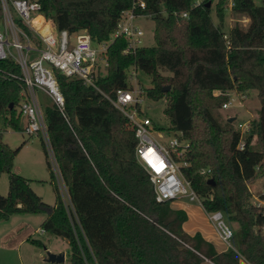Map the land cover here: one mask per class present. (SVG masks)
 I'll use <instances>...</instances> for the list:
<instances>
[{"label": "trees", "instance_id": "1", "mask_svg": "<svg viewBox=\"0 0 264 264\" xmlns=\"http://www.w3.org/2000/svg\"><path fill=\"white\" fill-rule=\"evenodd\" d=\"M42 14L58 31L86 30L94 43L107 41L122 11L134 0H38ZM225 0L192 6V0H144L154 21V44L122 54V37L108 44L105 74L96 86L113 97L126 88L125 69L131 65L148 74L144 95L166 98L163 113L168 126L188 142L181 168L206 212L221 211L235 222L231 247L216 252L199 233L182 230L183 210L170 201L157 202L145 169L135 158L136 139L125 116L99 91L81 80L55 71L64 108L44 107L49 142L68 203L61 195L50 161L47 169L55 193L48 204L29 180L13 171L22 145L12 149L0 129V176H8V192L0 194V221L13 214H44L40 228L67 240L69 264H264V207L251 201L248 183L263 177L264 184V0H234L232 11L247 17L246 26L224 25ZM210 5L207 6V3ZM187 12L186 18L180 13ZM2 10L0 5V19ZM227 34L224 39L223 35ZM167 73V75L163 73ZM169 86V90H163ZM24 84L19 66L0 60V119L4 128L21 131L18 106ZM256 90L261 100L250 131L223 125L213 108L229 100V93ZM214 90L220 94L213 96ZM244 149L238 150L240 140ZM253 141L257 148L252 147ZM41 146L46 158L43 141ZM209 169L207 174L201 170ZM213 183H208V179ZM259 198H264V194ZM29 241L37 246L36 239Z\"/></svg>", "mask_w": 264, "mask_h": 264}, {"label": "built area", "instance_id": "2", "mask_svg": "<svg viewBox=\"0 0 264 264\" xmlns=\"http://www.w3.org/2000/svg\"><path fill=\"white\" fill-rule=\"evenodd\" d=\"M203 1L192 0V6L200 5ZM0 5V60L15 62L19 66L24 84L22 100L18 106L19 115L24 122L21 131L27 136L40 137L56 169L44 109L36 96V91L44 93L51 100V105L63 112L64 101L55 71L95 88L125 116L136 139L135 158L147 172L157 202L179 198L199 200L181 171L187 165L184 158L188 142L182 138L180 132L156 129L150 117L143 113V106L148 98L144 95V89L134 86L141 72L138 67L131 65L125 69L128 85L126 88L117 89L113 97L101 91L95 83L99 74L106 73L108 62L104 54L108 44L114 39H125L126 45L122 49L124 55L132 54L140 47L150 46L144 44L145 31L137 21L139 18H150V14L141 12L146 7L144 0H134L129 9L122 11L115 31L107 41L100 43H94L86 30L74 33L58 31L52 21L42 14L38 0H0ZM233 5L234 0H226L225 10L232 11ZM179 15L186 18L187 12ZM223 38H227L226 33ZM262 48L264 50V44ZM98 67L103 72H98ZM231 101L232 98H229L221 107L229 108ZM235 128L242 137L250 131V121L237 122ZM237 149H244L242 139ZM208 172L209 169L201 170V174ZM256 199L258 202L253 203L264 207L260 202L262 199ZM64 201L68 203V199ZM207 217L219 238L231 247L233 231L224 214L221 211L207 212ZM259 230L264 236V224Z\"/></svg>", "mask_w": 264, "mask_h": 264}, {"label": "rangeland", "instance_id": "3", "mask_svg": "<svg viewBox=\"0 0 264 264\" xmlns=\"http://www.w3.org/2000/svg\"><path fill=\"white\" fill-rule=\"evenodd\" d=\"M219 0H212V17L214 22H217L216 17L214 16L215 3ZM226 2V0L224 1ZM224 17V25L227 30L229 26H232L234 23H238L241 26H246L248 19L245 15L235 13L233 11L225 10ZM139 25L145 31L144 44L145 45H153L154 37V21L151 17L147 18H139ZM2 23V19L0 20ZM71 41H74L72 39ZM101 62H99V65ZM98 72H103L98 67ZM167 75V73H163ZM151 78L148 74L143 72L139 73L137 84L134 83V86H138L141 89L146 87H150ZM220 94V91L214 90L212 92L213 96H217ZM245 95L246 97H242ZM36 96L39 100L41 108L44 109L46 105H51V100L44 93L40 91H36ZM229 98H232L231 105L227 109H223L221 106L213 108V114L218 119V121L226 125L230 124L233 128H235L237 122L252 120L257 118L258 109L261 105V100L257 95L256 90H248L243 93H235L234 91L230 92ZM167 102L166 98H162L158 101H152L150 99H146L145 104L143 106V113H146L154 126H168V118L163 113V108L165 107ZM233 117L234 120L229 122L228 119ZM22 121V120H21ZM22 121V125H23ZM0 129L2 130L3 140L4 142L15 149L19 147L23 142V146L20 148L16 156L13 160V171L22 175L23 177H27L28 179H32L30 187L34 189L39 195H42V200L48 204H53L55 200L54 191L52 185L50 183V175L47 170V161H50L52 167L55 168V164L49 158H46L44 151L41 146V139L39 136H27L22 131H15L11 128H4L2 120L0 119ZM253 148H257V144L253 141ZM60 181V180H59ZM60 190L61 195H65L66 188L63 183L60 181ZM263 177L260 176L257 179L248 183V189L252 195L251 201L258 202L257 197L264 194L263 191ZM34 191V192H35ZM8 192V176L6 173H2L0 176V194L6 195ZM35 192V193H36ZM66 200V197H64ZM203 216L207 218L205 213L202 211ZM26 218V223L29 225L27 229L28 236L31 239L39 240L43 243V246H37L30 241L24 242L23 244L16 246L19 238L22 235L23 227L17 233H11L7 237H2L0 239V264H54L48 261L43 260V257L48 256V252L55 251L64 255L65 260L69 258L70 247L66 239L50 234L48 232H44L43 234L40 232L41 228V218L44 217L43 214H28ZM15 218V217H14ZM21 218V217H16ZM209 221V220H208ZM228 223V222H227ZM228 225L233 227L231 222ZM235 225V224H234ZM234 228V227H233ZM37 229V231L35 230ZM1 235V233H0ZM11 241L10 249H6L7 242ZM45 246V250L44 247ZM51 253V252H50Z\"/></svg>", "mask_w": 264, "mask_h": 264}, {"label": "crops", "instance_id": "4", "mask_svg": "<svg viewBox=\"0 0 264 264\" xmlns=\"http://www.w3.org/2000/svg\"><path fill=\"white\" fill-rule=\"evenodd\" d=\"M8 146H9V144H8ZM51 167H52V165H51ZM52 170H53L54 175H55V181H56L57 185L59 186V189H61L60 184H59V182L61 181L59 173H58L57 169H54L53 167H52ZM25 178H27V177H25ZM28 180H29V184H31L32 179H28ZM60 192H61V190H60ZM54 195H55V193H54ZM65 195L66 196H63V199L65 200L64 197H66V200H67L68 196H67L66 190H65ZM39 196L41 198H43L42 195H39ZM261 199L262 200L260 202L264 206V198H261ZM54 202H55V200H54ZM170 207L173 209H177V210H183L185 212L186 220L182 224V230L186 234L194 235L195 233H199L205 241L212 244V246L214 247L216 252H223V251H226L230 248L219 238V236L217 235L212 223L210 221H208L209 220L208 217L205 218L203 216L202 211L205 213L206 216H207V212L204 210V208L202 207L199 200H189L187 198L174 199V200L170 201ZM27 215L28 214H13L7 220L0 221V233H1L0 239L2 237L4 238V237L9 236L11 233H17L19 228L21 229L23 227V231H22L23 233H22L21 237L19 238L16 246H19V245L23 244L24 242H28L30 239V237H27L28 236L27 229H28L29 225L26 223V221L28 218H26V220L24 218V217H28ZM16 217H21V218H16ZM44 218H45V215H44V217L41 218V222L44 220ZM227 222L229 223L231 221H227ZM231 223L233 224L234 228L231 225H230V228L234 232L237 229V224L235 222H231ZM35 230L37 231V229H35ZM40 232L42 234L44 233V231H42V230H40ZM6 244H7V246L5 245V248L10 249V245L12 244V242L9 241ZM1 245H2V243H0V246ZM43 248H44V250L46 249L45 246ZM50 252L54 253V254H61V253L55 252V251H50ZM46 259H47L46 257H43V260L47 261ZM64 261L68 262V259L65 260V257H64ZM202 264H214V263L211 262L209 259L204 258ZM240 264H249V263L246 260L241 259Z\"/></svg>", "mask_w": 264, "mask_h": 264}, {"label": "water", "instance_id": "5", "mask_svg": "<svg viewBox=\"0 0 264 264\" xmlns=\"http://www.w3.org/2000/svg\"><path fill=\"white\" fill-rule=\"evenodd\" d=\"M210 5V2L207 3V6ZM170 87L169 86H166L165 88H163V90H169ZM234 120L233 117L229 118L228 121L229 122H232ZM208 183H213V180L210 178L207 180ZM48 262L50 263H54V264H57V263H62L64 261V256L62 254H54V253H50L48 252V256H47V259H46Z\"/></svg>", "mask_w": 264, "mask_h": 264}, {"label": "bare ground", "instance_id": "6", "mask_svg": "<svg viewBox=\"0 0 264 264\" xmlns=\"http://www.w3.org/2000/svg\"><path fill=\"white\" fill-rule=\"evenodd\" d=\"M45 29H47V28H45Z\"/></svg>", "mask_w": 264, "mask_h": 264}]
</instances>
